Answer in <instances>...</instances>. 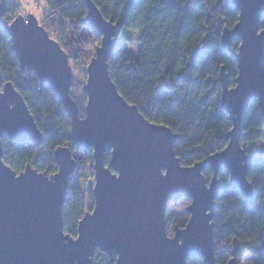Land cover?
I'll list each match as a JSON object with an SVG mask.
<instances>
[{
  "label": "water",
  "instance_id": "water-1",
  "mask_svg": "<svg viewBox=\"0 0 264 264\" xmlns=\"http://www.w3.org/2000/svg\"><path fill=\"white\" fill-rule=\"evenodd\" d=\"M239 11L233 28L221 35V48L237 59L236 85L230 86L225 67H221L222 108L230 115L232 129L228 144L195 164L183 165L175 145L179 138L167 124L145 117L136 104L119 92L108 60L118 47L121 22L106 18L93 0H86L83 24L101 35L95 56L88 63L84 91L85 116L71 96L73 82L70 57L63 46L39 23L34 14H19L0 25L11 35L20 66L34 72L40 84L47 83L71 117L72 139L76 149L93 150L95 203L81 218L75 246L66 233L63 208L68 195L69 176L75 170L70 147L56 150L59 170L55 175L38 171L30 164L17 173L2 158L4 137L17 142L40 144L38 123L23 95L0 70V264H92L97 249L108 253L115 264H186L188 257H201L204 264H219L215 258L213 211L220 194L218 174L225 166L231 187L239 189L246 203L254 207L255 191L249 183L251 159L242 147L244 113L255 99L264 124V37L261 19L264 0H225ZM2 85L4 86L1 90ZM111 158L106 164V152ZM162 176L169 175L161 181ZM212 168L208 181L203 169ZM187 198L189 219L175 225L173 236L185 241L182 250L169 247L166 212L170 201ZM68 234V235H65ZM64 236L65 238H62ZM68 240V243L64 241ZM119 257V258H118ZM227 264H240L232 257Z\"/></svg>",
  "mask_w": 264,
  "mask_h": 264
},
{
  "label": "trees",
  "instance_id": "trees-1",
  "mask_svg": "<svg viewBox=\"0 0 264 264\" xmlns=\"http://www.w3.org/2000/svg\"><path fill=\"white\" fill-rule=\"evenodd\" d=\"M45 1L49 12L46 20H39V23L48 33L52 27L58 33L86 28L82 23L88 13L86 0ZM93 1L104 17L121 22L123 41H131L135 36L141 44L137 58L133 52L117 47L108 60L110 75L119 92L130 103L136 104L145 117L167 124L179 134L175 150L183 165L195 164L211 153L221 151L229 142L227 133L233 125L221 104L220 69L225 67L229 85L235 86L239 70L233 53L239 50L241 43L240 38L234 40L232 50L226 52L221 48V35L224 29L233 28L238 22L240 14L236 7L225 0ZM19 7L18 1L0 0V18L10 22L12 17L20 14ZM260 24L264 28V15ZM91 32L99 41L101 35ZM57 38L70 57L71 96L74 99L77 77L71 61L84 63L86 50L91 46L95 50L100 42L73 38L63 43L61 36ZM0 70L3 79L11 81L23 95L43 134L40 144L20 143L4 137L2 158L18 174L30 164L40 172L55 175L59 170L56 150L68 146L73 154L75 152L76 168L69 176L63 222L65 232L77 236L81 218L92 211L95 203L93 150L76 149L71 117L61 100L47 83L40 84L34 72L21 68L11 35L1 25ZM85 83L84 80L80 86L83 91ZM85 97L86 94L75 98L81 117L85 116ZM244 114L242 144L263 139V117L255 99ZM106 153L108 164L111 153ZM249 158L248 179L255 191L253 208L246 203L239 189L231 187L225 166L218 174L221 190L212 215L213 248L219 264H227L232 257L242 264V256L246 255L252 258L253 264H264V149L260 156L249 155ZM203 171L209 181L214 171L210 166ZM90 177L92 182L88 185L86 182ZM186 261V264H204L201 257H188ZM92 264H115V261L105 251L97 249Z\"/></svg>",
  "mask_w": 264,
  "mask_h": 264
},
{
  "label": "rangeland",
  "instance_id": "rangeland-1",
  "mask_svg": "<svg viewBox=\"0 0 264 264\" xmlns=\"http://www.w3.org/2000/svg\"><path fill=\"white\" fill-rule=\"evenodd\" d=\"M1 1L4 2V1H11V0H1ZM16 1H18L20 4V7H19L20 14L27 16L28 14L32 13L36 16L38 21L43 20V19L46 20L47 13L49 11L46 7L45 0H15V2ZM16 16L12 17L10 21L15 19ZM44 20L42 22H44ZM50 34H52V37L54 39L61 36L63 43H65V41L72 40L73 38H76L79 40L84 39L86 41H90V43L91 42L98 43L101 40V36H100V40L98 41L97 39L98 36L94 35L93 32H91L90 29L87 27L79 31L69 30L67 33H62V32L58 33L57 30L52 27L50 28ZM62 34H64V36H62ZM57 41L61 44V40H57ZM72 44H75V43H72ZM140 46L141 44H139V42L136 41L135 36L131 41H128V42L123 41L121 37L118 39V48L133 52L136 58L140 54ZM95 51H96V48L94 50V46H91L90 48L86 50L85 53L87 54V56L85 57L84 63L77 61V60L71 61V65L75 68L76 77H77L76 86H75L76 89H75L74 95L78 97L85 96V93L80 86H81V83L84 82V80L86 81L87 79L88 63L96 55ZM3 88L4 86L2 85L1 90H3ZM84 99H86V97ZM85 101L87 102V99ZM242 147L246 148L250 157L260 156L261 151L264 149V138L261 140L255 141V143L242 144ZM73 155L76 156L75 152ZM91 182H92V177H90V179L87 180L86 184L90 185ZM190 203H191V200L187 198L180 199V201H178L177 203L173 201L169 202L168 204L169 208L165 216L167 219V228H168L169 236H173L175 232V228H174L175 225H178L179 227H181L187 223L190 216H189V213L186 211V208L189 206ZM242 258H243L242 264H253L252 258H250V256L246 255V256H242Z\"/></svg>",
  "mask_w": 264,
  "mask_h": 264
},
{
  "label": "snow or ice",
  "instance_id": "snow-or-ice-1",
  "mask_svg": "<svg viewBox=\"0 0 264 264\" xmlns=\"http://www.w3.org/2000/svg\"><path fill=\"white\" fill-rule=\"evenodd\" d=\"M262 32H264V29H261ZM262 41H264V37H261L260 38ZM160 167H166V165L162 162L158 168H157V175L159 177V180L161 181H164L166 180V178L168 177L169 173L168 172H165L162 176L159 174V168ZM249 183H251V181H249ZM65 235H68V234H65ZM62 238H65L64 236H61ZM82 239V236H79V237H74L72 238L71 243L75 246H78L80 244V241ZM65 243H68L69 241L68 240H65L64 241ZM166 244L173 248V249H177V250H182V245H184L185 241L183 240H180L179 243H177V238L175 236L173 237H168L166 240H165ZM119 258V257H118Z\"/></svg>",
  "mask_w": 264,
  "mask_h": 264
}]
</instances>
